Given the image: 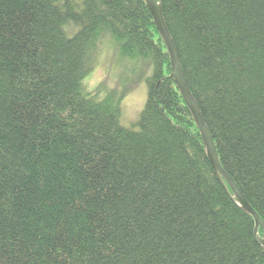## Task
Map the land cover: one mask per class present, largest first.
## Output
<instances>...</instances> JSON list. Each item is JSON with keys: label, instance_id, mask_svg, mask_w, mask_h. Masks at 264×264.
I'll list each match as a JSON object with an SVG mask.
<instances>
[{"label": "trees", "instance_id": "obj_1", "mask_svg": "<svg viewBox=\"0 0 264 264\" xmlns=\"http://www.w3.org/2000/svg\"><path fill=\"white\" fill-rule=\"evenodd\" d=\"M222 168L264 222V0H157ZM150 68L86 78L107 50ZM258 232V233H256ZM145 0H0V264H264Z\"/></svg>", "mask_w": 264, "mask_h": 264}, {"label": "rangeland", "instance_id": "obj_2", "mask_svg": "<svg viewBox=\"0 0 264 264\" xmlns=\"http://www.w3.org/2000/svg\"><path fill=\"white\" fill-rule=\"evenodd\" d=\"M112 49L106 51L99 66L86 78L85 83L92 89L103 81H108L118 91L125 86L131 87L132 91L121 105V123L127 128L137 129L139 114L147 100L150 68L145 60L124 59L118 55V50Z\"/></svg>", "mask_w": 264, "mask_h": 264}, {"label": "water", "instance_id": "obj_3", "mask_svg": "<svg viewBox=\"0 0 264 264\" xmlns=\"http://www.w3.org/2000/svg\"><path fill=\"white\" fill-rule=\"evenodd\" d=\"M155 21V24L166 44V47L168 49L170 58H171V64L174 70V78L176 80V84L186 102L189 109L192 112V115L194 117V120L199 128V131L202 135L204 144L207 149L208 156L211 160V163L217 173L227 182V184L230 186L231 190L234 193V196L237 200V202L240 204V206L249 213L256 222V227H262L264 230V222L260 218V216L253 210V208L250 206V204L247 202L246 198L244 197L243 193L237 186V184L234 182L232 177L224 171V169L221 166L217 150L214 144V140L205 125L201 112L197 106L196 101L194 100L189 84L187 82L185 73L183 71L182 65L180 63L176 47L174 45V41L167 29V26L164 21V17L161 11V7L157 0H145ZM258 233V232H256ZM259 242L264 246V237L262 239H258Z\"/></svg>", "mask_w": 264, "mask_h": 264}]
</instances>
